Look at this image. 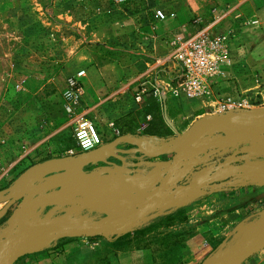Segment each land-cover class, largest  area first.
I'll return each mask as SVG.
<instances>
[{
	"label": "rangeland",
	"instance_id": "374dc122",
	"mask_svg": "<svg viewBox=\"0 0 264 264\" xmlns=\"http://www.w3.org/2000/svg\"><path fill=\"white\" fill-rule=\"evenodd\" d=\"M251 1V9L245 11L253 12L246 13L248 18L243 23L225 16L239 12L238 0H149V8L154 4L167 14H173L162 24L152 26L148 7L124 11L111 0H0V194L34 165L52 160L70 161V157L82 160L90 153L75 156L67 153L74 147L73 117L65 114L63 98L70 76L81 70L85 72L81 88L82 92L88 90V95L86 91L82 94L81 113L95 125L102 145L106 144L111 141L107 139L109 134L102 136L99 125L107 132L110 122L134 119L137 104L133 98L141 88L151 89L153 82L144 84L145 79L159 69L156 59L166 56L169 51L160 37L176 28L180 30L176 33L206 30L210 34H231L236 67L226 79L214 83L215 96L236 99V89H230L226 84L235 82L236 85L243 80L254 86L252 92H263L264 0ZM241 64L243 67L238 69ZM157 81L165 82L163 78ZM196 103L199 102L167 94L166 112L163 115L160 109V116L164 122H191L195 117L193 113L201 106L205 112L219 113L209 103L193 108ZM256 105L248 111H261L258 101ZM114 165L128 166L130 163L120 159ZM93 166L100 167V164L95 160L80 170L86 174L98 172ZM96 175L105 180V187L101 181L96 190L100 187L106 190L99 194L95 191L98 198L81 199L80 209L74 215L59 213L53 218L35 217L33 222L82 225L117 221L136 205L135 200H130L127 201L130 205L126 206V199L116 195V190L108 191L107 182L111 188L123 189L124 179L120 177L124 176ZM34 188L29 184L4 217H10L11 210L16 209L28 193L31 195L29 200L37 199ZM136 194L144 193L138 191ZM194 208L188 210L190 214L184 209L161 217L145 230L141 227L146 223L141 222L134 230L137 233L155 232L151 243L159 244L161 238L158 240L157 234L162 232L160 229L168 228L175 219H180V224L191 218L194 223L190 226L196 221L197 224L204 223V211ZM133 228L134 225L128 230ZM246 234L243 232L228 244L216 248L206 262L230 249ZM98 238L100 235L56 237L43 241L37 248L55 249L77 243L92 245L99 242ZM168 257L170 259L171 255ZM231 264H264V246Z\"/></svg>",
	"mask_w": 264,
	"mask_h": 264
},
{
	"label": "crops",
	"instance_id": "0c3cea01",
	"mask_svg": "<svg viewBox=\"0 0 264 264\" xmlns=\"http://www.w3.org/2000/svg\"><path fill=\"white\" fill-rule=\"evenodd\" d=\"M251 3V0H238L236 7L239 12L234 16H229L227 14H225V16L234 19V22L237 20L243 21L244 23L248 18L246 13L252 14L253 12L252 10H250V13L249 11H245L246 9H251ZM228 11L230 10L226 12ZM175 31L179 32L180 30L176 28L166 33L164 36L162 35L160 38L165 39L166 36L169 37L173 33L175 34ZM98 35H100V31ZM170 71L171 69L164 72V68L159 67L157 71L151 73L148 78L145 79L146 82H144V84H151L154 78H165V73L171 75ZM150 78L152 81H149ZM242 82L243 83L238 82L236 85L235 82L228 83L226 87L236 89L237 99L243 98L250 102L258 101L261 106L260 109H264V91L256 94L254 90L252 92L254 86L251 84L247 85L245 80ZM85 91L88 95V90ZM200 104L201 103H196V105L192 107L198 108ZM135 106L136 112L134 113V119L130 117L123 118L117 122H110L109 126L111 124H113V126H110L107 132L103 130V126L99 125L102 136L109 134L107 139L111 141L99 146L89 153L91 155H101L96 160L97 164H100V167L93 166L98 172L94 173L89 171L87 173L98 174L103 177L107 175L124 176L120 177L124 179L123 189L119 187L117 189H114V187L111 188L110 182H107L109 186L108 191L112 192L116 190V195L126 199V206L130 205L127 201L135 200L136 205L134 206L136 207L139 204L137 200H142L147 196L162 178L163 163L169 162L173 156V149L169 147L165 150V145L178 134L184 133L196 119L214 114V112H205L204 108L201 106V108L197 109L198 112L193 113L195 117L191 122H164L161 118L162 116H160V109L164 115L166 107L165 110H163L159 102L151 94L144 95L142 102ZM149 106H155L153 114L145 113ZM113 143L114 145H111ZM255 145L256 143H249L241 146L239 150L243 154L247 148L254 147ZM73 149H75V143ZM102 150H105V152L103 153ZM230 151L231 150L223 151L218 156L212 157L205 162L215 164L217 158L228 156ZM76 154L77 151L75 150V155ZM72 158L70 157L71 160ZM120 159L127 160L130 165H114L117 160ZM46 162L44 161L38 165H34L24 174L33 171L36 166L43 165ZM192 166L195 165L189 163L187 166H183L178 170L171 180V183L175 185L186 184L189 181L207 175L210 171V167L204 166V164L197 165L195 167L197 170L194 175L190 177L189 181H186L185 178ZM67 174L69 173L66 171H61L59 173L50 172L49 174H42L29 180V184H31L32 188L34 186L40 187L47 185L46 188L37 191L38 196H36V198H48L60 190L62 191V195L56 198L54 203L45 208H33L34 210H27V208L26 210H21L19 219H23V216H27L26 219L28 220L34 219L35 217L53 218L55 214L59 213L74 215L77 210L80 209L79 201L83 198L85 199L87 196L76 193L70 188L69 185L73 184L72 181L67 183L68 189H58L52 186L56 178ZM231 179L232 169L223 172L215 182H225ZM101 181L104 184V178H102ZM234 183H238V181L236 180ZM29 184H25L24 187L27 188ZM11 186L6 192L3 191L0 194L1 198L3 196H13ZM103 187H105V184ZM103 187H100L98 191L96 190V193L98 192L99 194L100 191L103 192L105 190ZM138 191L144 194L139 196V194H136ZM97 195L95 196L94 192V199L95 197L98 198ZM5 203L6 201L0 203V205L4 206ZM196 205L199 207L194 208ZM134 206L133 208H135ZM11 207L4 215L10 211ZM190 208H194L196 211H204V214H202L205 217L204 223L197 224L196 221V224L190 226L191 223H194V221H190L191 218H186L183 221L181 220L182 222L180 224V219H175L171 226L160 229L162 232L157 234L158 240L161 238V243L159 242V244L151 243L155 232L137 233L136 230H134L138 225H141V222L146 223L145 226L141 227V229L145 230L161 217H166L179 211L182 212L184 209H186V214H190L191 212L188 211ZM263 209L264 187H228L215 190L206 189L192 191L190 193L174 196L170 203L161 208L145 212L132 224V226L134 225L133 229L125 230L118 235L116 234L117 236H100V238H98L99 242L92 245L87 244L81 246L77 243V245H66L62 248L38 249L28 254L27 257L17 260L14 264H204L216 248L228 244V242L235 239L238 235L241 236ZM11 211L13 214L15 209ZM4 215L0 218V235L5 233L10 225L9 220L11 216L5 218ZM3 218L4 222L1 223ZM73 241L75 240L73 239ZM170 255L171 257L169 259L168 256Z\"/></svg>",
	"mask_w": 264,
	"mask_h": 264
},
{
	"label": "water",
	"instance_id": "95a60500",
	"mask_svg": "<svg viewBox=\"0 0 264 264\" xmlns=\"http://www.w3.org/2000/svg\"><path fill=\"white\" fill-rule=\"evenodd\" d=\"M249 143H256V145L247 148L242 154L238 147ZM169 147L173 149V156L169 162L163 163L162 178L147 196L142 200H137L139 204L135 208L125 212L123 217L117 221L60 225L49 222L34 223L33 219H26L27 216L19 219L21 210L45 208L62 195L60 190L48 198L29 200L31 195L28 193L27 198H23L18 203L11 215L9 228L0 235V264H14L20 258L37 251L39 249L37 246L50 238L119 234L128 230L135 220L145 212L161 208L170 203L174 196L183 193L228 187H264V109L258 112L226 111L206 115L195 120L184 133L178 134L169 141L165 145V150ZM226 150L233 152L228 156L217 158L215 164L205 162ZM102 151L105 152V150ZM99 156L101 155L88 154L82 160H52L36 166L33 171L14 182L11 186L13 196H3L2 198L0 196V203L6 201L0 211V218L22 196V193L25 192L24 186L29 180L50 172L66 171L69 173L56 178L52 184L53 187L68 189L67 183L72 181L73 184L69 185L70 188L76 193L92 198L97 184L102 178L95 174L82 173L80 169L97 160ZM189 163L195 166L189 169L186 181H189L190 177L194 175L197 165L204 164V166L210 167V171L207 175L186 184H172L171 180L176 172ZM230 169H232L231 180L215 182L223 172ZM236 180L238 183H234ZM46 187L47 185L35 187L33 192L37 193L40 191L39 189ZM244 232L247 233L246 236L244 235L234 246L204 264H231L251 251L263 247L264 209Z\"/></svg>",
	"mask_w": 264,
	"mask_h": 264
},
{
	"label": "built area",
	"instance_id": "2783aa9c",
	"mask_svg": "<svg viewBox=\"0 0 264 264\" xmlns=\"http://www.w3.org/2000/svg\"><path fill=\"white\" fill-rule=\"evenodd\" d=\"M111 1L124 11H129L132 7L142 9L149 6V0ZM150 7L148 10L151 12L150 25L152 26L162 24L169 17H173V14H167L154 4ZM230 35V33L210 34L206 30H201L196 33H173L169 37L166 36L164 43L169 48L168 54L156 59V64L160 68L163 67L164 72L171 69V75L165 73V78H163L165 82L157 81L159 78L154 79L150 90L146 87L141 88L133 98L134 102L140 104L143 96L151 93L164 110L167 94L174 98L185 97L201 104H212L213 109H216L215 112L219 113L248 111L256 107V102L243 98L215 96L213 92L214 83L226 79L236 67L231 51L232 36ZM243 65L241 64L238 69ZM84 76L85 72L82 70L70 76L63 92L64 112L72 116L74 121L75 149L67 152L70 156L75 155V150L77 154H84L102 145L101 136L95 125L81 113L83 94L81 83Z\"/></svg>",
	"mask_w": 264,
	"mask_h": 264
},
{
	"label": "trees",
	"instance_id": "16d2710c",
	"mask_svg": "<svg viewBox=\"0 0 264 264\" xmlns=\"http://www.w3.org/2000/svg\"><path fill=\"white\" fill-rule=\"evenodd\" d=\"M154 107L155 106H149L148 109L145 111V113L153 114L154 113Z\"/></svg>",
	"mask_w": 264,
	"mask_h": 264
},
{
	"label": "flooded vegetation",
	"instance_id": "af4514ba",
	"mask_svg": "<svg viewBox=\"0 0 264 264\" xmlns=\"http://www.w3.org/2000/svg\"><path fill=\"white\" fill-rule=\"evenodd\" d=\"M240 148H241V146L238 147V149H240ZM232 152H233V151L231 150V151H230V154H231Z\"/></svg>",
	"mask_w": 264,
	"mask_h": 264
}]
</instances>
